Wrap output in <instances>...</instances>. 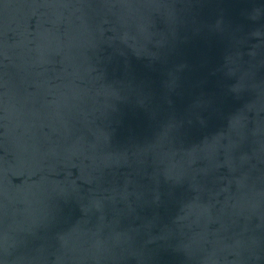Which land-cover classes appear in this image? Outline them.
<instances>
[{
	"label": "water",
	"instance_id": "obj_1",
	"mask_svg": "<svg viewBox=\"0 0 264 264\" xmlns=\"http://www.w3.org/2000/svg\"><path fill=\"white\" fill-rule=\"evenodd\" d=\"M0 264H264V0H0Z\"/></svg>",
	"mask_w": 264,
	"mask_h": 264
}]
</instances>
